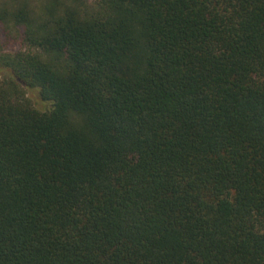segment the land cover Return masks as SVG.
Masks as SVG:
<instances>
[{"label": "trees", "instance_id": "trees-1", "mask_svg": "<svg viewBox=\"0 0 264 264\" xmlns=\"http://www.w3.org/2000/svg\"><path fill=\"white\" fill-rule=\"evenodd\" d=\"M0 73V264H264V0L0 6Z\"/></svg>", "mask_w": 264, "mask_h": 264}, {"label": "rangeland", "instance_id": "rangeland-1", "mask_svg": "<svg viewBox=\"0 0 264 264\" xmlns=\"http://www.w3.org/2000/svg\"><path fill=\"white\" fill-rule=\"evenodd\" d=\"M48 1L49 0H0V6H14L17 4L26 3L30 9L33 10L34 8L36 11H39L42 5L44 3H47ZM80 1L90 3L92 0H80ZM58 2H64L70 4L73 2V0H57V3ZM7 29H8L7 32L9 34V37L6 40L7 49L11 51L20 49L22 45L18 36L19 35L18 30L13 25H9V28Z\"/></svg>", "mask_w": 264, "mask_h": 264}]
</instances>
